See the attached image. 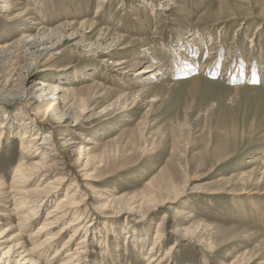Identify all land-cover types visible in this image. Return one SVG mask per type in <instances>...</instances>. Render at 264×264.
Here are the masks:
<instances>
[{"label": "rangeland", "instance_id": "1", "mask_svg": "<svg viewBox=\"0 0 264 264\" xmlns=\"http://www.w3.org/2000/svg\"><path fill=\"white\" fill-rule=\"evenodd\" d=\"M105 1L101 12L98 0H44L41 6L7 0L13 11L0 8L3 45L36 35L41 27L47 31L69 23L65 33H51L42 45L22 42L14 51L13 68L26 67L34 91L51 77L55 84L70 86L78 104L82 100L88 106L83 118L77 116L80 105L76 118L67 115L68 126L36 119L43 133L51 127L53 155L67 165L73 181L77 174L67 162L70 149L60 138L68 137L70 126L79 127L87 134L79 137L76 151L96 148L91 155L98 169L92 179L98 182L90 184L100 195L92 194L86 205L95 224L87 264H147L158 232L162 238L154 252L166 258L162 264H264V0ZM29 8L33 16L15 17ZM36 16L41 26L34 23ZM84 22H98L106 32L99 36ZM107 32L126 41L111 48ZM72 33L76 36L70 38ZM26 50L31 58L24 57ZM184 55L195 56L193 67ZM124 57L129 63L116 66ZM208 60V69L201 71ZM159 62L166 70L148 82L135 78ZM26 104L0 100V121L7 112L19 124L35 119L36 107ZM38 108L44 112L47 107ZM88 137L98 144L91 145ZM20 139L12 133L0 146L5 183L21 159ZM91 191L83 188V194L91 196ZM107 197L121 202L105 205L101 199ZM167 201L172 203L164 205ZM150 205L154 208L143 212Z\"/></svg>", "mask_w": 264, "mask_h": 264}, {"label": "bare ground", "instance_id": "2", "mask_svg": "<svg viewBox=\"0 0 264 264\" xmlns=\"http://www.w3.org/2000/svg\"><path fill=\"white\" fill-rule=\"evenodd\" d=\"M29 2L41 6L44 0H29ZM104 2L107 1L98 0V12H101L103 9L105 10V6L101 5ZM10 3L7 2V0L4 2L0 0L2 12L9 13L13 11ZM30 11H32V9L29 8L26 11L20 12L15 17L23 15L33 16V12ZM149 11L152 12L153 15L154 10L150 9ZM34 23L39 26L42 25L38 16L34 18ZM68 24L69 23H66L65 25L47 31H44L45 28L41 27L36 35L27 34L23 36V40L18 39V41L16 40L9 45L0 44V100H21L23 103L27 102L28 104L26 105L32 108L36 107L35 119L20 118L22 123L20 122L19 124L14 122L18 119L14 120L11 113L7 112L4 114L6 116L3 117L5 120L3 122L0 121V129L2 128L0 132V146L6 136L9 139L10 134L14 133L21 138L20 144L21 150H23L21 159L12 171L10 182L5 183L2 179L0 180V264H55L57 259L61 258L64 259L61 264L88 263L86 260L88 251L87 243L92 235V231H94L93 226L95 227V224L90 221L91 216L87 215L86 205L88 204L87 200L91 199L92 194L100 195V192L90 184V182L93 181L98 182V180L92 179L98 169L96 164L97 157L91 155V152L96 148L82 146L81 149L84 151H76V146L81 142L79 141L81 140L80 138H84L87 134L85 131L79 130V127L70 126L72 131L65 132L68 134V137L60 138L63 145L70 149L67 162L71 166L73 172L77 174V181H73L71 178L72 174H70L66 167L67 165H65L60 158L56 159L53 155L52 144L54 145V134L51 132V127L48 132L43 133V129L36 123V119L40 122L54 120L55 124H67L68 126L70 122H66L67 118L65 117L69 115L74 118V112L80 105L77 116L83 118L87 112L88 106L85 101L81 99V103L78 104L76 98L72 96L73 90L70 86L55 84L51 77L48 80L42 81L39 84L40 86L38 85L39 88L34 91L33 86L27 84L29 80V71L25 70L26 67H19L17 70L13 68L17 58V56H14V51L17 50L22 42H29L30 46L33 47L34 45H42L49 40L48 38L51 33H65L69 26ZM82 25L88 26L89 29H92L99 36L104 35V32H106L103 28H100L98 22H84ZM107 33L109 34V32ZM196 35L200 38L202 36L198 31ZM74 36H76L75 33L69 34L70 38ZM108 37H111L113 40L111 45L108 44L111 48L114 42L120 43L121 41H126V37L119 33L109 34ZM194 40L195 39H192L191 42ZM55 46L44 49V52H50ZM188 46L189 42L188 44L186 43V47ZM150 54L154 55L153 52H150ZM24 55L25 58H31L33 56L28 53L27 50L24 52ZM192 55H194L193 52ZM193 57L195 56L190 58L184 55L183 59L187 64L189 63V65L193 67ZM126 58L127 57L116 60V66L124 67L127 65L130 59L126 60ZM209 59L211 58L209 57ZM155 63L148 64L145 70L140 72V78H135L138 81L144 80L148 82L151 75H158L159 72L164 71L163 69L166 70L165 62H159L158 67H156L157 64ZM225 63H227V61ZM209 64V60L203 63L201 65V71L208 69ZM262 69L264 68L262 67ZM115 78L119 79L117 76H115L114 79ZM90 81L96 82L97 80L95 77H91ZM132 83L135 84L134 81ZM38 107L47 108L42 112L37 110L39 109ZM73 130H75V132ZM73 133L76 134L74 139L69 137V135ZM87 141L91 145L98 144L91 137H88ZM76 153H78L77 156ZM79 180L83 181L82 185L78 183ZM85 187L92 190L91 196H89L90 194H83V188ZM63 191H65V193L61 196L56 205H54L52 209L46 211L45 209L54 202V199L57 198L56 196L62 194ZM110 198H102L101 201L104 200L105 205H112L117 201L121 202L120 198L117 200H112ZM168 203L172 202L167 201L164 205ZM146 204L147 203H144V205ZM150 208L153 209L154 207L150 205L149 208L144 209L143 212H148ZM9 209L12 210L10 214L7 213ZM44 211L46 216L43 221L40 222ZM189 214V217L193 218L194 215L192 213ZM166 219L167 218H164L160 225H163ZM4 222H8V224L5 229L2 230ZM181 230L182 229H180V231ZM183 232L185 236L191 233L188 229H185V231L183 230ZM68 234L71 235L64 242V246L56 250L57 244ZM83 235H85L86 239H82ZM161 235L162 234L159 232L157 233L156 243L150 247L149 253L145 256L147 264H162L166 259L156 258L154 252L156 251L157 244L161 243Z\"/></svg>", "mask_w": 264, "mask_h": 264}]
</instances>
